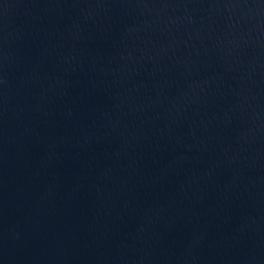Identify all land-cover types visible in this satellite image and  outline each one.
Segmentation results:
<instances>
[{"label":"water","instance_id":"1","mask_svg":"<svg viewBox=\"0 0 264 264\" xmlns=\"http://www.w3.org/2000/svg\"><path fill=\"white\" fill-rule=\"evenodd\" d=\"M0 264H264V0H0Z\"/></svg>","mask_w":264,"mask_h":264}]
</instances>
